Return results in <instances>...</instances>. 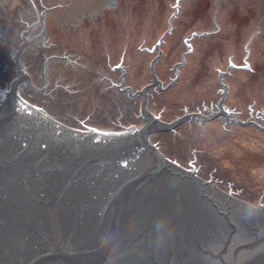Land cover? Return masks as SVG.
Listing matches in <instances>:
<instances>
[{
    "label": "water",
    "instance_id": "water-1",
    "mask_svg": "<svg viewBox=\"0 0 264 264\" xmlns=\"http://www.w3.org/2000/svg\"><path fill=\"white\" fill-rule=\"evenodd\" d=\"M46 9L0 0V264H264V195L201 101L64 49Z\"/></svg>",
    "mask_w": 264,
    "mask_h": 264
},
{
    "label": "rangeland",
    "instance_id": "rangeland-1",
    "mask_svg": "<svg viewBox=\"0 0 264 264\" xmlns=\"http://www.w3.org/2000/svg\"><path fill=\"white\" fill-rule=\"evenodd\" d=\"M99 1L107 2L44 0L47 37L66 50L99 60L110 75L150 76L149 59L156 50L143 45L150 46L165 27L172 0H113L103 19L93 21L90 12ZM191 31L190 49L173 80L184 82L206 105L218 95L217 71L227 58L242 65L247 40L249 67L232 66L220 74L226 84L222 102L238 120L223 123L221 113L205 118L214 139L264 195V120L255 115L264 114V0H178L171 27L158 45L156 77L171 78V64L186 48L183 39ZM119 55L122 69L114 66Z\"/></svg>",
    "mask_w": 264,
    "mask_h": 264
},
{
    "label": "flooded vegetation",
    "instance_id": "flooded-vegetation-1",
    "mask_svg": "<svg viewBox=\"0 0 264 264\" xmlns=\"http://www.w3.org/2000/svg\"><path fill=\"white\" fill-rule=\"evenodd\" d=\"M112 1L113 0H107V2H105V3H103L102 1H99V3H98V5H97V9H95L94 11H92V12H90V16L91 15H93L92 17H93V21H97V19L100 17V18H102L103 19V14L104 13H106L108 10H110L111 9V7L113 6V3H112ZM199 3H200V1H199ZM201 4V3H200ZM171 6H172V11H170L169 12V15L166 17V25H167V18L169 17V27H167L166 28V25H165V27L161 30V31H163V33L161 34V36H160V38L158 39V36H159V34L161 33V31L158 33V35L155 37V39H154V41L150 44V46H146V45H143L147 50H151L152 48H154L155 50H156V53L149 59V68H150V63H151V59L154 57V59H153V61H152V69H153V73H154V62H155V60H156V58L158 57V55L160 54V48H159V43H160V41L162 40V37H163V35H164V33H166L167 31H169V28L171 27V16L174 14V12H175V10H176V8H177V6H178V0H172V4H171ZM114 17V16H113ZM90 19V18H89ZM78 20V19H77ZM192 33H195L194 31H191L190 32V34L189 35H186V36H184V39H183V41H184V45H185V49L181 52V54L183 53V55H182V60H181V62H179V63H175L176 61H180V57H181V54L179 55V57H178V59L176 60V61H174L172 64H171V69H172V75L170 76L171 78V80H173L174 78H175V76H176V74H177V65H179V64H181V63H183V61H184V54L190 49V42H189V39H188V37L192 34ZM245 49V50H244ZM247 40L244 42V44H243V50H244V55H242V65H237V66H243V67H249L248 66V62H247V60L245 59V55H246V51H247ZM243 58L246 60V62H247V66H244L243 65V63H244V61H243ZM120 60H121V55H119L118 57H117V59H116V62H115V65L114 66H119L121 69H122V67L120 66ZM227 60H230V61H232L231 59H230V57L229 58H227ZM233 62V61H232ZM175 63V64H174ZM226 63H227V61H226ZM234 63V62H233ZM236 64V63H235ZM237 64H239V63H237ZM175 66V72L173 71V67ZM233 65H229L226 69H228L229 67H232ZM234 66H236V65H234ZM111 67V66H110ZM224 68V67H223ZM155 75V74H154ZM217 79H218V77H217ZM218 82H219V80H218ZM220 83V82H219ZM221 84V83H220ZM221 87H217V89H216V92H218V95L216 96V97H214V99L213 100H217V98H218V96H219V89H220ZM226 92V91H225ZM225 96V93H224V95H223V97ZM223 97H222V99H221V102H222V100H224L223 99ZM213 100H209V101H207V103H208V105L207 106H210L211 104H213ZM201 101V103H202V106L203 105H206V104H204L205 102L203 101V100H200ZM215 105V104H214ZM256 116H258V118H261V119H263L262 118V116L264 115V114H255ZM264 120V119H263ZM249 169H251V168H249ZM261 193H263V191L261 192Z\"/></svg>",
    "mask_w": 264,
    "mask_h": 264
},
{
    "label": "bare ground",
    "instance_id": "bare-ground-1",
    "mask_svg": "<svg viewBox=\"0 0 264 264\" xmlns=\"http://www.w3.org/2000/svg\"><path fill=\"white\" fill-rule=\"evenodd\" d=\"M224 108H229V107L226 106L223 102H221V100H217L216 109L214 107H212L211 105L210 106L204 105L203 111H205L204 113H206L210 116H213L217 113H221L223 116L222 122L224 123L226 120H231L230 118L234 117L236 115V112L234 110H232L233 116H231L232 114H229V112L226 111V109H224Z\"/></svg>",
    "mask_w": 264,
    "mask_h": 264
}]
</instances>
